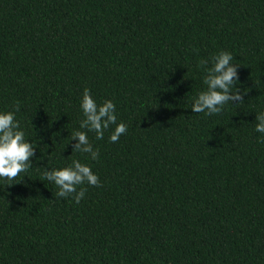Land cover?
Here are the masks:
<instances>
[{
	"label": "trees",
	"instance_id": "16d2710c",
	"mask_svg": "<svg viewBox=\"0 0 264 264\" xmlns=\"http://www.w3.org/2000/svg\"><path fill=\"white\" fill-rule=\"evenodd\" d=\"M0 264H264V0H0Z\"/></svg>",
	"mask_w": 264,
	"mask_h": 264
}]
</instances>
